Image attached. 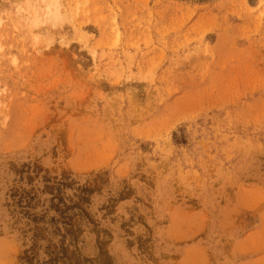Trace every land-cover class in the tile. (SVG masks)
<instances>
[{
	"label": "rangeland",
	"instance_id": "1",
	"mask_svg": "<svg viewBox=\"0 0 264 264\" xmlns=\"http://www.w3.org/2000/svg\"><path fill=\"white\" fill-rule=\"evenodd\" d=\"M0 264H264V0H0Z\"/></svg>",
	"mask_w": 264,
	"mask_h": 264
},
{
	"label": "bare ground",
	"instance_id": "2",
	"mask_svg": "<svg viewBox=\"0 0 264 264\" xmlns=\"http://www.w3.org/2000/svg\"><path fill=\"white\" fill-rule=\"evenodd\" d=\"M51 12V14L49 15V17H48V23L51 25L52 24V26H55V24L57 23V21H58V18H59V13H58V11L56 10V11H50ZM49 14V13H48ZM61 18V17H60ZM61 20V19H60ZM60 20H59V22H60ZM59 31V30H58ZM58 31H56L57 33H58ZM45 32V34H46V40H47V37H49L48 35H47V30H45L44 31ZM55 32V33H56ZM59 33H60V31H59ZM54 37H52L51 38V40L53 39ZM48 41V40H47Z\"/></svg>",
	"mask_w": 264,
	"mask_h": 264
}]
</instances>
